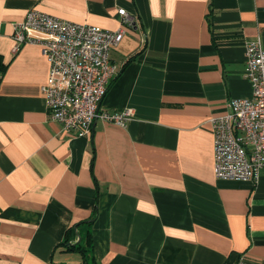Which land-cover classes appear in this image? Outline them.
<instances>
[{
    "label": "crops",
    "instance_id": "obj_1",
    "mask_svg": "<svg viewBox=\"0 0 264 264\" xmlns=\"http://www.w3.org/2000/svg\"><path fill=\"white\" fill-rule=\"evenodd\" d=\"M31 9L125 29L102 105L131 108L127 126L82 137L51 119L42 46L14 51ZM258 37L264 0H0V264H80L63 242L90 219L98 264H264V170L218 178L212 124L252 96Z\"/></svg>",
    "mask_w": 264,
    "mask_h": 264
},
{
    "label": "built area",
    "instance_id": "obj_2",
    "mask_svg": "<svg viewBox=\"0 0 264 264\" xmlns=\"http://www.w3.org/2000/svg\"><path fill=\"white\" fill-rule=\"evenodd\" d=\"M130 22L125 8L119 9ZM125 36V29L109 30L77 23L31 9L15 24L14 51L27 43H38L49 63L42 90L52 120L65 131L90 136L97 120L127 126L133 111H110L103 107L112 79L119 71L112 49ZM246 77L253 94L231 98L226 115L212 119L215 135V174L221 179L253 180L264 170V46L258 37L246 41ZM231 264H254L239 258Z\"/></svg>",
    "mask_w": 264,
    "mask_h": 264
},
{
    "label": "trees",
    "instance_id": "obj_3",
    "mask_svg": "<svg viewBox=\"0 0 264 264\" xmlns=\"http://www.w3.org/2000/svg\"><path fill=\"white\" fill-rule=\"evenodd\" d=\"M6 69L7 64L0 55V83ZM92 223L93 219L73 224L67 229L66 237L63 242V244L68 246V250L80 253L82 259L80 264H98L94 254L93 234L90 230Z\"/></svg>",
    "mask_w": 264,
    "mask_h": 264
},
{
    "label": "rangeland",
    "instance_id": "obj_4",
    "mask_svg": "<svg viewBox=\"0 0 264 264\" xmlns=\"http://www.w3.org/2000/svg\"><path fill=\"white\" fill-rule=\"evenodd\" d=\"M79 255V254H78Z\"/></svg>",
    "mask_w": 264,
    "mask_h": 264
}]
</instances>
